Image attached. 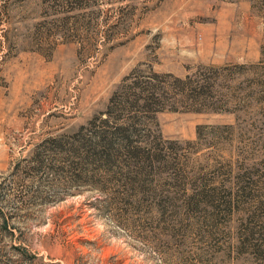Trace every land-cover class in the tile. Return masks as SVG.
<instances>
[{
  "label": "rangeland",
  "instance_id": "1",
  "mask_svg": "<svg viewBox=\"0 0 264 264\" xmlns=\"http://www.w3.org/2000/svg\"><path fill=\"white\" fill-rule=\"evenodd\" d=\"M134 72L213 87L67 157ZM0 264H264V0H0Z\"/></svg>",
  "mask_w": 264,
  "mask_h": 264
},
{
  "label": "trees",
  "instance_id": "2",
  "mask_svg": "<svg viewBox=\"0 0 264 264\" xmlns=\"http://www.w3.org/2000/svg\"><path fill=\"white\" fill-rule=\"evenodd\" d=\"M136 72L131 73L124 79L120 89L116 91L110 99L105 119L94 118L82 127L69 142L66 152L67 157H72L78 162L90 161L91 163L111 164L113 162L114 153L120 152L116 148V141L120 140L127 143L131 138L134 129V120H139L138 113L144 110L163 109L165 104L175 100L178 104L192 105L197 104L204 106L206 95H211L209 84H200L191 77L173 78L168 80L170 75L152 74L146 79L134 76ZM172 78V77H171ZM172 104V103H171ZM115 105V106H113ZM113 110V111H112ZM201 111V107L195 109ZM96 120H100V124L96 125ZM82 132V133H81ZM52 145H59V141H51ZM133 149V155L136 156L138 147H130ZM129 151V150H126ZM125 152H120L121 155ZM43 155L36 153L34 156L35 163L42 164ZM151 154L147 158H149ZM219 198L216 193H210L208 190L190 193L186 197V206L188 208H199L203 204V212L212 213L210 208L219 207L214 205L211 207L213 200ZM203 213V214H204ZM206 213V214H207ZM5 222V221H3ZM5 225V223H4Z\"/></svg>",
  "mask_w": 264,
  "mask_h": 264
}]
</instances>
